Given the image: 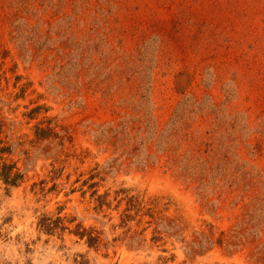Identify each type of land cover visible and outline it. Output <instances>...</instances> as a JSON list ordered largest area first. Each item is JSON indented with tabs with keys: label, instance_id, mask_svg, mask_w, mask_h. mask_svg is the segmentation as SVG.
Returning a JSON list of instances; mask_svg holds the SVG:
<instances>
[{
	"label": "rangeland",
	"instance_id": "1",
	"mask_svg": "<svg viewBox=\"0 0 264 264\" xmlns=\"http://www.w3.org/2000/svg\"><path fill=\"white\" fill-rule=\"evenodd\" d=\"M0 264H264V0H0Z\"/></svg>",
	"mask_w": 264,
	"mask_h": 264
},
{
	"label": "trees",
	"instance_id": "2",
	"mask_svg": "<svg viewBox=\"0 0 264 264\" xmlns=\"http://www.w3.org/2000/svg\"><path fill=\"white\" fill-rule=\"evenodd\" d=\"M1 174L5 182L13 185H15L17 183V180L22 177V175H20L19 173H14L12 175L11 170H3ZM39 226L47 232L53 231V229L58 227L57 222L51 221V219L48 217L42 218L39 222ZM96 239L97 238L93 237L91 233H88V243L92 244L93 242H95Z\"/></svg>",
	"mask_w": 264,
	"mask_h": 264
}]
</instances>
